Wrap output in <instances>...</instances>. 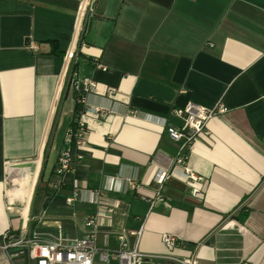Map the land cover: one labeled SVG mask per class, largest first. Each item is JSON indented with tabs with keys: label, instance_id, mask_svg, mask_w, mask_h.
Listing matches in <instances>:
<instances>
[{
	"label": "crops",
	"instance_id": "crops-1",
	"mask_svg": "<svg viewBox=\"0 0 264 264\" xmlns=\"http://www.w3.org/2000/svg\"><path fill=\"white\" fill-rule=\"evenodd\" d=\"M80 1L0 0V245L14 218L25 225L28 216L43 239L59 228L83 237L98 191L114 209L99 220L96 248L117 250L120 234L132 248L141 232L148 264H264V0H95L76 42ZM75 79L96 83L85 107L105 116H81V158L57 176ZM188 103L227 111L180 149L167 127H183L172 111ZM184 170L206 182L202 198L191 196ZM156 191L164 202L141 199ZM163 234L178 238L174 250Z\"/></svg>",
	"mask_w": 264,
	"mask_h": 264
},
{
	"label": "built area",
	"instance_id": "built-area-1",
	"mask_svg": "<svg viewBox=\"0 0 264 264\" xmlns=\"http://www.w3.org/2000/svg\"><path fill=\"white\" fill-rule=\"evenodd\" d=\"M94 1H80L77 17L83 2L85 5L83 7L80 29L77 34L75 33L76 42L78 37V42L80 41L85 16L91 11ZM76 42L65 53L64 58H67L69 55L68 66L76 55ZM28 48L33 50L35 49V45L30 43ZM98 67L104 68L100 65ZM71 85L77 93L75 102L78 110L75 112L76 118L73 126L69 127L65 133V148L60 152L55 168V174L57 176H62L69 172L72 169L74 161L81 158L79 154L73 153L74 148L81 146L85 133V124L81 116L85 113L99 115L100 117L105 116V112L102 110L95 108L90 111L85 107V96L95 91L96 83L94 81L90 79H75L72 80ZM107 92L108 94H112L115 90L108 88ZM226 111L227 109L221 104L208 109L193 103H188L182 110L176 109L172 111L174 116L182 118L183 127L177 129L169 126L167 127V134L172 141L180 144V149H183L187 144L191 143L195 136L205 133L206 124L209 120ZM174 163L176 165H182L183 159L178 156ZM7 165L11 166L9 163H6ZM184 174L187 184H191L189 188L191 196L202 198L205 193L206 182L194 176L188 170H184ZM166 178L167 172L159 170L154 175L153 181L157 186H161ZM126 189L137 190L138 185L133 180H127ZM95 196L97 211L94 215H90L84 220V227L87 229V232L83 237H65L59 228L58 235L55 239H43L36 232H30L29 216L25 225L22 222L17 229L9 228L2 235L0 245V250L6 256L7 262L9 264H148L152 257L143 256L137 250L138 238L141 232H132V235H136L137 237L132 248H128L124 234L118 235L120 244L117 250L96 248L95 241L99 233V220L106 219L112 214L114 202L104 197L98 191ZM75 197L76 193H73V197L68 199L67 202L72 203ZM141 199L148 200L151 204L155 201L164 202L160 191H156L153 197L141 195ZM161 242L166 250L172 251L177 247L178 238L170 234H163L161 236ZM161 259H164V261L162 260L153 264H197L195 257L184 259L161 257Z\"/></svg>",
	"mask_w": 264,
	"mask_h": 264
},
{
	"label": "rangeland",
	"instance_id": "rangeland-1",
	"mask_svg": "<svg viewBox=\"0 0 264 264\" xmlns=\"http://www.w3.org/2000/svg\"><path fill=\"white\" fill-rule=\"evenodd\" d=\"M31 166H32V164L30 163V164H23V165H19V166H11V167L21 168V169H24V171H25L27 168H29ZM19 179L20 178L17 177L15 181L17 182ZM7 186H9L8 183H7ZM9 189H8V191H9ZM37 203H38V200L35 201V205H37ZM19 218L20 217L16 218L15 220H13L11 222L12 227H14V228L17 227L18 228L20 226V224L22 223V221Z\"/></svg>",
	"mask_w": 264,
	"mask_h": 264
},
{
	"label": "bare ground",
	"instance_id": "bare-ground-1",
	"mask_svg": "<svg viewBox=\"0 0 264 264\" xmlns=\"http://www.w3.org/2000/svg\"><path fill=\"white\" fill-rule=\"evenodd\" d=\"M0 264H7V263L5 260L4 261L2 260V261H0Z\"/></svg>",
	"mask_w": 264,
	"mask_h": 264
},
{
	"label": "trees",
	"instance_id": "trees-1",
	"mask_svg": "<svg viewBox=\"0 0 264 264\" xmlns=\"http://www.w3.org/2000/svg\"><path fill=\"white\" fill-rule=\"evenodd\" d=\"M77 110H78V106L75 107V112H76ZM72 126H73V124H72Z\"/></svg>",
	"mask_w": 264,
	"mask_h": 264
}]
</instances>
